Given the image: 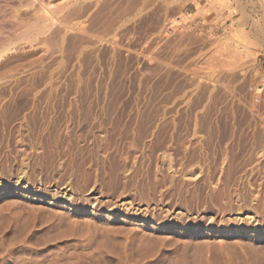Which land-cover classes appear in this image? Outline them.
<instances>
[{"label": "rangeland", "instance_id": "rangeland-1", "mask_svg": "<svg viewBox=\"0 0 264 264\" xmlns=\"http://www.w3.org/2000/svg\"><path fill=\"white\" fill-rule=\"evenodd\" d=\"M263 64L264 0H0V264H264Z\"/></svg>", "mask_w": 264, "mask_h": 264}, {"label": "crops", "instance_id": "crops-1", "mask_svg": "<svg viewBox=\"0 0 264 264\" xmlns=\"http://www.w3.org/2000/svg\"><path fill=\"white\" fill-rule=\"evenodd\" d=\"M260 69H261L262 72H264V64L261 65V68Z\"/></svg>", "mask_w": 264, "mask_h": 264}, {"label": "bare ground", "instance_id": "bare-ground-1", "mask_svg": "<svg viewBox=\"0 0 264 264\" xmlns=\"http://www.w3.org/2000/svg\"><path fill=\"white\" fill-rule=\"evenodd\" d=\"M160 227H163V225H160ZM165 228V227H164ZM207 230H210V228L209 229H207ZM212 230V229H211ZM215 230V229H214ZM235 262V261H234ZM236 264V263H235Z\"/></svg>", "mask_w": 264, "mask_h": 264}]
</instances>
